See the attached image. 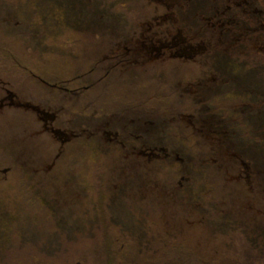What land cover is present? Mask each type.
I'll use <instances>...</instances> for the list:
<instances>
[{
    "label": "flooded vegetation",
    "instance_id": "1",
    "mask_svg": "<svg viewBox=\"0 0 264 264\" xmlns=\"http://www.w3.org/2000/svg\"><path fill=\"white\" fill-rule=\"evenodd\" d=\"M12 111L30 124L0 136V176L30 194L48 185L30 174L52 181L79 146L93 165L78 184L98 171L108 198L113 181L119 226L215 177L244 194L225 212L264 218V0H0V124ZM41 134L49 159L35 154Z\"/></svg>",
    "mask_w": 264,
    "mask_h": 264
},
{
    "label": "rangeland",
    "instance_id": "2",
    "mask_svg": "<svg viewBox=\"0 0 264 264\" xmlns=\"http://www.w3.org/2000/svg\"><path fill=\"white\" fill-rule=\"evenodd\" d=\"M12 114L3 118L5 123L0 124V136L2 139L11 137L13 143L19 126L29 125L30 121L16 111ZM36 145L37 156L49 159L56 153L48 135H38ZM79 149L76 146L67 153L54 169L57 172L51 183L47 178L32 179L31 174L25 179L41 180L48 183L47 186L54 183L52 190L38 185L30 194L29 189L23 190L14 182L15 177L4 182L0 176V264H264V226L262 230L256 227L262 225L259 218L249 213L246 206L242 213L225 212L232 207V199L244 198L240 188L233 189L222 177H215L210 184L199 183L194 199L186 193L180 195L181 200L161 201L159 195L160 200L150 201L153 206L162 207V211L153 210L148 201L138 206L141 211L134 212L128 226L125 221L119 226L120 221L109 220L111 214L117 212L116 205L111 203L113 181L106 184L108 198H105L104 182L98 171L85 185L78 184L84 167L93 165L87 154L80 155ZM1 150L6 154L14 153L9 146H2ZM78 166L82 168L77 170ZM49 189L48 195L46 190ZM83 190L90 198L86 204L82 200ZM23 193L29 195L33 203L22 201ZM56 197L70 200L56 201ZM95 198L101 199V204L97 205L102 213L99 225L94 220L95 215H91L96 212ZM124 204L128 205L122 203L120 207ZM163 213L173 220H167ZM200 219L204 225L208 221L210 226L211 222L213 230L207 231L209 235L202 233L199 225L197 228L201 231H195ZM228 221L235 224H224ZM94 224L98 225L96 229ZM182 224L184 229L178 228ZM260 233L261 237L253 235Z\"/></svg>",
    "mask_w": 264,
    "mask_h": 264
},
{
    "label": "trees",
    "instance_id": "3",
    "mask_svg": "<svg viewBox=\"0 0 264 264\" xmlns=\"http://www.w3.org/2000/svg\"><path fill=\"white\" fill-rule=\"evenodd\" d=\"M183 264H186V263H183Z\"/></svg>",
    "mask_w": 264,
    "mask_h": 264
}]
</instances>
